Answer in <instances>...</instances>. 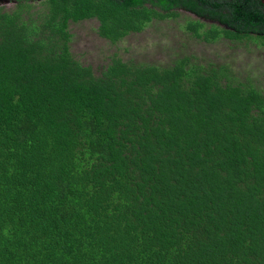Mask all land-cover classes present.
<instances>
[{"label":"trees","instance_id":"1","mask_svg":"<svg viewBox=\"0 0 264 264\" xmlns=\"http://www.w3.org/2000/svg\"><path fill=\"white\" fill-rule=\"evenodd\" d=\"M16 1L0 5V264H264L258 79L181 51L168 64L114 53L96 69L70 29L96 17L116 42L181 6L230 25L190 19L197 39L264 44L252 9Z\"/></svg>","mask_w":264,"mask_h":264},{"label":"rangeland","instance_id":"2","mask_svg":"<svg viewBox=\"0 0 264 264\" xmlns=\"http://www.w3.org/2000/svg\"><path fill=\"white\" fill-rule=\"evenodd\" d=\"M12 9L16 3H4ZM42 6V5H38ZM37 7V6H36ZM189 18L193 16L188 14ZM171 17L153 20L140 31L130 32L122 39L111 42L98 34V18L71 21L73 32L71 50L84 63H92L96 69L111 55L157 64H168L175 52L186 53L197 62L229 64L240 78L251 76L264 91V44L219 38L208 42L197 39L185 30L186 19ZM214 23L213 21H210ZM208 21L207 25L210 26Z\"/></svg>","mask_w":264,"mask_h":264},{"label":"flooded vegetation","instance_id":"3","mask_svg":"<svg viewBox=\"0 0 264 264\" xmlns=\"http://www.w3.org/2000/svg\"><path fill=\"white\" fill-rule=\"evenodd\" d=\"M210 1H215V0H210ZM218 1H221L222 3L226 4V3H233L232 6H222L221 7V10L223 12H227L229 9H232V10H240L242 9L243 7H246V8H251L252 9V12H253V17H252V20L251 21V25L253 27H255V31H253V28L250 29V32H260L259 29H257L258 27H260L262 24H264V0H218ZM9 2H12V3H16L17 1L16 0H9ZM7 3V2H5ZM1 4H4V3H0ZM209 4V3H207ZM198 5L199 6H205L206 3L202 2L201 0L198 2ZM173 10L176 12V15L175 17H173L172 19H175V18H180L183 16V20L186 19V22L190 21V19H196V20H200V21H203L204 24L206 26L208 21H213L214 23H211L210 22V26H217V27H221L224 28V27H228L230 26L227 22L226 23H223L221 22L220 20L218 19H214L212 17H206V16H203V15H199L197 14L196 12H194L193 10H188L186 8H183L181 6H175L173 7ZM188 14L192 15L193 18H189ZM95 18V17H93ZM153 20H160V19H157L156 17H154L151 21ZM241 21L244 20V18H241L240 19ZM99 22V21H98ZM235 28V27H233ZM219 38H228L230 40V37L228 35L225 34L224 30H222L220 33H219Z\"/></svg>","mask_w":264,"mask_h":264},{"label":"water","instance_id":"4","mask_svg":"<svg viewBox=\"0 0 264 264\" xmlns=\"http://www.w3.org/2000/svg\"><path fill=\"white\" fill-rule=\"evenodd\" d=\"M9 2V0H0V3Z\"/></svg>","mask_w":264,"mask_h":264}]
</instances>
